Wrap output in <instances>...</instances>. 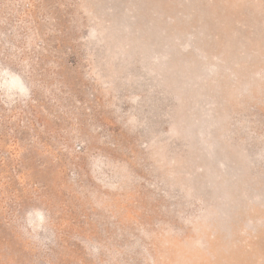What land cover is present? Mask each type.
<instances>
[{
	"label": "rangeland",
	"instance_id": "374dc122",
	"mask_svg": "<svg viewBox=\"0 0 264 264\" xmlns=\"http://www.w3.org/2000/svg\"><path fill=\"white\" fill-rule=\"evenodd\" d=\"M0 264H264V0H0Z\"/></svg>",
	"mask_w": 264,
	"mask_h": 264
},
{
	"label": "clouds",
	"instance_id": "9594fccd",
	"mask_svg": "<svg viewBox=\"0 0 264 264\" xmlns=\"http://www.w3.org/2000/svg\"><path fill=\"white\" fill-rule=\"evenodd\" d=\"M3 75L6 77L7 76V70H4L3 71ZM5 83H8V81L7 80H5ZM18 86V85H17ZM19 87V90H20V92H24L25 91V89L22 87V86H18Z\"/></svg>",
	"mask_w": 264,
	"mask_h": 264
}]
</instances>
